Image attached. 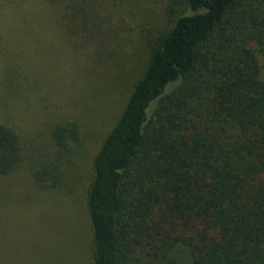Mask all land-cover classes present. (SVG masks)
Returning a JSON list of instances; mask_svg holds the SVG:
<instances>
[{
    "label": "trees",
    "instance_id": "1",
    "mask_svg": "<svg viewBox=\"0 0 264 264\" xmlns=\"http://www.w3.org/2000/svg\"><path fill=\"white\" fill-rule=\"evenodd\" d=\"M125 1L138 37L149 33L148 0ZM183 5L148 38V63L94 156L91 264H264V0ZM78 135L72 122L53 127L38 189L58 184ZM22 158L0 123V176Z\"/></svg>",
    "mask_w": 264,
    "mask_h": 264
},
{
    "label": "rangeland",
    "instance_id": "2",
    "mask_svg": "<svg viewBox=\"0 0 264 264\" xmlns=\"http://www.w3.org/2000/svg\"><path fill=\"white\" fill-rule=\"evenodd\" d=\"M183 0H148L139 18L125 0H0V123L20 139V166L0 176V264H91L86 203L93 159L147 63L148 38L163 34ZM142 29V28H141ZM264 80V63L262 66ZM78 139L62 176L38 189L33 171L55 159L54 126Z\"/></svg>",
    "mask_w": 264,
    "mask_h": 264
}]
</instances>
